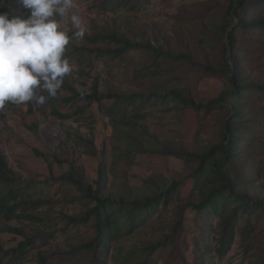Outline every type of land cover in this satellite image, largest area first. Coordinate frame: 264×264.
<instances>
[{
	"label": "rangeland",
	"instance_id": "obj_1",
	"mask_svg": "<svg viewBox=\"0 0 264 264\" xmlns=\"http://www.w3.org/2000/svg\"><path fill=\"white\" fill-rule=\"evenodd\" d=\"M7 1L15 4V0H2L1 4ZM100 2L75 0L77 8L74 11L82 17L88 28L85 36L119 33L131 41L151 44L156 49L191 54L195 66L162 65V69L157 70L152 61L156 53L149 55L139 51L112 60L109 56H96L99 50L114 48L108 43L92 45L86 39L72 40L65 55L73 71L64 78V82L76 91L89 93L98 80L101 91L116 89L123 93L149 94L158 88H167L183 91L196 102L206 104L217 99L225 90H230L229 80L213 76L200 66L209 64L218 68L222 64L220 60L224 61L219 52L228 43V37L218 35L212 42H207L210 36L207 21L215 17L222 23H231L232 16L227 14L229 0H141L143 4L136 12L124 7L108 14L99 9ZM257 17H264V14L257 13ZM246 38L242 54L245 56L243 65L247 70V78L251 83L264 84V32L250 31ZM71 95L72 92L62 87L55 97L59 100L57 105L60 113L71 115L70 119L51 116L50 110L40 105L30 111L28 105L11 108L7 103L0 110V152L6 157L10 169L22 181L33 185L29 192L33 198L44 203L36 211L37 217L43 222L14 220L7 225L20 229L23 235H0V244L5 249L16 248L26 238L35 239L34 248L21 264H76L67 256L71 240L87 241L93 238V221L88 226L64 232L65 217H81L91 207L89 200L75 186L61 180L71 173L72 167L82 172L86 181L93 184L99 178L101 163L105 162L109 175L108 191L118 195L125 193L130 198L165 180L188 184L191 173L197 168V164H187L158 153H131L124 158L119 152V148L124 146L117 138L115 126L118 125L116 121L113 122L120 117L106 116L97 104H92L84 116L78 115V107L86 102H67ZM39 103L42 104L41 101ZM254 107L258 112L264 109L260 103L254 104ZM127 117L146 126L148 132L159 141H165L174 148L201 153L206 147L222 143L226 113L207 115L204 110H180L165 104L147 111L131 109ZM33 123L38 126L37 132L28 128ZM239 138L242 144L243 135L240 134ZM257 139L262 144L256 146L255 160H252L250 153L247 154L243 170L250 180L247 188L249 197L264 200V130L258 131ZM187 187H191L190 183ZM187 202V195L183 194L178 204L185 205ZM246 218L244 216L238 222L233 247L222 259L216 251L220 235L218 218L210 222L212 229L207 235V222L198 223L206 219V215L188 210L182 235H200L203 239L202 250L209 247L210 254L206 257L209 264H264V221L253 216L251 223L255 230L251 234V242L244 243L241 228L246 225ZM177 220L174 205L134 235L115 244L109 264H121L117 258L122 254L140 252L163 241L172 233ZM0 222L6 224L2 217ZM191 244L194 248L187 251L182 240L179 250L185 258H171L172 253L178 255V250L174 252L171 247L161 249L162 252L157 251L153 260L156 264H193L196 242L192 241Z\"/></svg>",
	"mask_w": 264,
	"mask_h": 264
},
{
	"label": "trees",
	"instance_id": "obj_2",
	"mask_svg": "<svg viewBox=\"0 0 264 264\" xmlns=\"http://www.w3.org/2000/svg\"><path fill=\"white\" fill-rule=\"evenodd\" d=\"M0 13L9 15L17 11L16 5L7 1L1 4ZM141 0H101L99 9L104 13H113L121 8L129 7L131 12H136L142 6ZM257 13L264 14V0H229L227 14L232 16L231 23H222L215 17L207 21L210 36L207 42H212L218 35H227L226 43L219 52L223 56L222 64L217 68L209 64L200 65L209 74L229 80L230 90L221 93L217 99L208 103H198L183 91L167 88H158L155 92L123 93L114 89L100 90L98 80L92 86L91 92H78L69 84L63 82L62 87L73 93L67 102H86L78 107L76 114L84 116L92 104H97L104 114L116 121L115 126L118 141L124 146L119 148L120 155L125 158L131 153L145 155L158 153L166 157H174L187 164H197V168L191 173L187 187L185 182L163 181L158 186L151 187L142 192H137L131 198L125 193L115 194L108 191L109 175L105 162L101 163L99 178L93 184L86 181L85 175L72 167L71 173L61 178L69 185L75 186L90 202V209L81 217H65L66 233L70 229H79L94 222V236L91 240L72 239L67 256L76 264H109L115 244L123 238L134 235L138 230L153 221L157 215L170 210L176 205V221L172 233L157 244L148 246L142 251H131L117 258L121 264H156L153 255L161 249L173 247L171 258H185L181 250V244L190 251L191 242H196V257L193 264H209L207 256L209 247L203 251L200 235L183 236L186 212L205 214L206 219L198 221L199 224L207 222L206 234L212 229L213 218L219 220V246L216 248L220 259L224 258L232 249L236 240L238 222L244 216L246 225L241 228L244 243L251 242V234L255 228L251 223L253 216H258L264 221V200L250 198L247 194L250 180L243 170L244 159L251 154L255 160L256 146L262 144L258 141V131L264 130V109L257 110L254 104L264 106V84L251 83L247 78V70L243 63L245 56L242 54L244 43L247 41L248 32H264V17H257ZM253 15L250 18V15ZM84 39L92 45L108 43L114 47L108 50H99L96 56H109L112 60L124 58L130 53L145 51L153 56V65L157 70L162 65L194 67L192 55L188 53L170 52L163 48L156 49L151 44H142L131 41L119 33H106L85 36ZM240 39H242L240 41ZM241 52V56L239 53ZM59 92V91H58ZM44 96V92L38 93ZM47 103L43 99L28 102L30 111L39 107L50 110L51 116L60 119H70L71 115H64L58 110L56 98H49ZM39 103V104H38ZM173 105L180 110L193 109L206 111L207 115L215 112H225L226 119L223 124V141L220 145L206 147L201 153L189 152L185 149L174 148L165 141H159L148 132L146 126L127 117L132 109L134 111L153 110L157 105ZM11 108L21 105L9 103ZM6 106V105H5ZM2 110V109H0ZM124 117H122V116ZM123 127L119 129V127ZM37 132L38 126L33 123L28 127ZM240 134L243 135L240 144ZM104 155V151L102 152ZM241 164L239 163V161ZM254 166V164H253ZM33 185L22 181L9 167L6 157L0 152V217L6 224L0 222L1 234L23 235V232L15 227L7 225L14 220L43 222L37 217L36 211L43 206V201L34 199L30 194ZM258 191V190H256ZM183 194L187 195L188 202L185 205L178 204ZM182 230V231H181ZM35 246V239L26 238L16 248L5 249L0 244V264H21L29 251ZM162 252V251H161ZM164 257L163 253H160ZM43 264H45L43 262Z\"/></svg>",
	"mask_w": 264,
	"mask_h": 264
},
{
	"label": "clouds",
	"instance_id": "obj_3",
	"mask_svg": "<svg viewBox=\"0 0 264 264\" xmlns=\"http://www.w3.org/2000/svg\"><path fill=\"white\" fill-rule=\"evenodd\" d=\"M17 11L0 13V109L55 98L73 71L66 48L88 28L75 0H15ZM26 10V11H22ZM71 33V35H69Z\"/></svg>",
	"mask_w": 264,
	"mask_h": 264
}]
</instances>
